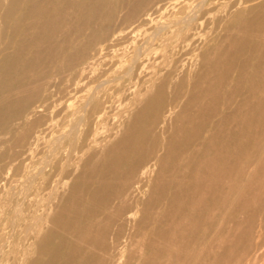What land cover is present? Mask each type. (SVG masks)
<instances>
[{"label":"bare ground","instance_id":"6f19581e","mask_svg":"<svg viewBox=\"0 0 264 264\" xmlns=\"http://www.w3.org/2000/svg\"><path fill=\"white\" fill-rule=\"evenodd\" d=\"M0 264H264V0H0Z\"/></svg>","mask_w":264,"mask_h":264}]
</instances>
